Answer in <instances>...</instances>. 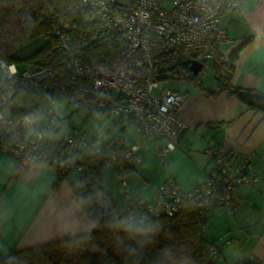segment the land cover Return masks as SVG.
Instances as JSON below:
<instances>
[{
    "label": "built area",
    "instance_id": "2783aa9c",
    "mask_svg": "<svg viewBox=\"0 0 264 264\" xmlns=\"http://www.w3.org/2000/svg\"><path fill=\"white\" fill-rule=\"evenodd\" d=\"M243 0H77L81 24L64 21L55 30L58 39L52 65L18 69L16 63L0 60L5 85L0 91V152L11 155L19 164L46 163L57 177L82 172L77 153L79 137L64 136L57 140L59 122L51 116L37 124L30 115L7 117L3 109L20 90L45 84L55 94H66L76 109L123 117L149 139H164L158 147L163 158L175 149L186 123L178 114L187 96L166 87L156 68H167L166 57L184 60L230 62L225 50L229 37L220 25L225 12L241 10ZM96 42L109 45L108 51L93 50ZM94 51V52H93ZM227 91L235 89L228 86ZM34 125L32 134L20 136V130ZM17 131L10 135L9 131ZM136 147L121 158L129 162ZM93 153L105 154L106 146H94ZM205 153L213 167L203 180L190 189L172 181L160 184L152 199L135 196L125 173L118 168L128 219L132 223L151 217L174 216L186 201L196 205L201 219L212 208L234 211L236 189L261 180L256 163L249 155L238 156L219 147ZM205 230V223L201 231ZM230 243H210L208 255L221 259ZM258 260L251 254L234 264H251Z\"/></svg>",
    "mask_w": 264,
    "mask_h": 264
},
{
    "label": "crops",
    "instance_id": "0c3cea01",
    "mask_svg": "<svg viewBox=\"0 0 264 264\" xmlns=\"http://www.w3.org/2000/svg\"><path fill=\"white\" fill-rule=\"evenodd\" d=\"M220 25L229 37L225 50L229 55H235L227 84L236 90L209 95L206 91H217L218 82L207 88L196 83L197 80H186L176 89L187 96L178 111L187 128L175 149L164 156L165 166L159 167L163 181L150 175L142 154L143 142L127 137L128 129L122 128L125 144L129 149L136 147L129 161L133 163L132 174L126 178L129 184L136 183L134 189L130 186L135 196L152 199L156 188L166 181L185 190L200 183L213 167L212 159L205 153L206 148L215 146L234 155H249L258 167L261 180L235 190L233 213L220 208L209 210L202 236L209 243L221 244L226 238L230 239L222 249L219 264H234L249 254L259 264H264V110L238 96L240 90L264 95V0H243L240 11L225 12L221 16ZM4 85L0 66V91ZM3 113L7 117L15 116L10 104L5 106ZM30 115L38 117V124H43L48 112L38 105ZM117 118L123 127L128 126L123 117ZM134 130L140 133L136 128ZM9 134L18 133L10 130ZM19 134L29 136L32 129L26 127ZM64 136L57 132L55 138L59 140ZM151 140L158 154V147L164 146L166 141ZM117 169L115 156L111 154V159L104 165L105 189L116 212H123L126 201L116 177ZM56 180L52 166L19 164L11 155L0 152L1 254L95 229L74 201L69 183L66 180L56 183Z\"/></svg>",
    "mask_w": 264,
    "mask_h": 264
},
{
    "label": "trees",
    "instance_id": "16d2710c",
    "mask_svg": "<svg viewBox=\"0 0 264 264\" xmlns=\"http://www.w3.org/2000/svg\"><path fill=\"white\" fill-rule=\"evenodd\" d=\"M81 17L77 0H0V60L14 62L18 69L52 65L58 70L54 59L58 44L55 30L64 21L81 24ZM41 36L46 39L41 48L27 57L17 56L18 49ZM109 48L102 42L93 45V50L108 51ZM229 57L228 64L214 63L219 78L218 90L206 91V94L216 95L227 89L235 55ZM182 61L178 56L169 55L165 62L169 66ZM166 70L162 65L156 68L159 79H163ZM181 75L184 80H196L189 79L185 72ZM54 94L45 84H34L18 91L8 104L15 117H22L34 112L43 95ZM121 132L122 129L102 143L106 146L105 154L93 153V143L80 147L77 153L82 172L56 180V183L61 180L69 183L74 201L95 229L11 250L5 255L0 253V264H219L207 253L206 247L210 243L201 231L206 218L199 217L192 201H186L174 216L151 217L136 223L129 221L126 207L121 213L115 210V216L111 218L94 202L93 197L98 193L107 195L112 201L104 182L108 153L115 156L117 167L125 174L133 170V163L121 158V154L129 150ZM16 173L17 170L12 176ZM116 246L120 248L119 255L113 253ZM251 264H259V261Z\"/></svg>",
    "mask_w": 264,
    "mask_h": 264
},
{
    "label": "rangeland",
    "instance_id": "374dc122",
    "mask_svg": "<svg viewBox=\"0 0 264 264\" xmlns=\"http://www.w3.org/2000/svg\"><path fill=\"white\" fill-rule=\"evenodd\" d=\"M45 42L46 39L44 37H38L18 49L16 54L19 57H27L41 48ZM216 73L213 61H204L203 68L196 77V83L204 85L207 88L214 86L219 80ZM181 76L179 72L169 73L166 78L162 79V83H164L166 87L176 90L184 82H187ZM39 103V108L42 111L47 109L48 116L46 119L51 116L55 120H58L59 135L64 134L66 136L79 137L81 140V148H84L86 143H93L94 146H99L122 128H127V137H132L135 140L139 139L143 142L142 154L146 160V165L148 166L152 178H159L160 181H163L162 170H160L159 167L165 166V162H167L165 157L163 159H160L159 156L157 157L158 154L157 150H155L156 147L153 140L144 138L140 133L134 130L135 128L132 126L123 127L122 122L118 120L117 117L108 116L106 113L90 112L83 108L76 109L70 104L66 94L45 95L41 98ZM30 117L33 121L40 120L38 117H32L31 115ZM29 127L33 130L34 125ZM111 154L112 153L107 154V160L111 159ZM183 172L184 171H182V173ZM130 173L132 174V171L126 173L125 176H128ZM129 186H132L134 189L136 183L130 182ZM121 212L118 211L117 213ZM113 253L114 255L120 254L119 246L113 249Z\"/></svg>",
    "mask_w": 264,
    "mask_h": 264
},
{
    "label": "water",
    "instance_id": "95a60500",
    "mask_svg": "<svg viewBox=\"0 0 264 264\" xmlns=\"http://www.w3.org/2000/svg\"><path fill=\"white\" fill-rule=\"evenodd\" d=\"M181 64L184 66V72L189 79H195L203 68V63L197 60H184L181 62ZM172 68L173 66L169 67V69ZM166 77L167 75L163 74L162 78L164 79ZM238 96L248 104L264 110V95L240 90L238 91ZM93 200L108 217L113 218L115 216L113 203L107 195L98 193L93 197Z\"/></svg>",
    "mask_w": 264,
    "mask_h": 264
},
{
    "label": "flooded vegetation",
    "instance_id": "af4514ba",
    "mask_svg": "<svg viewBox=\"0 0 264 264\" xmlns=\"http://www.w3.org/2000/svg\"><path fill=\"white\" fill-rule=\"evenodd\" d=\"M173 66L172 69H169V67ZM166 75H168L169 73H174V72H179L180 74H184V66L181 63L178 62H174L171 63L169 66H167L166 68ZM186 75V74H185Z\"/></svg>",
    "mask_w": 264,
    "mask_h": 264
}]
</instances>
